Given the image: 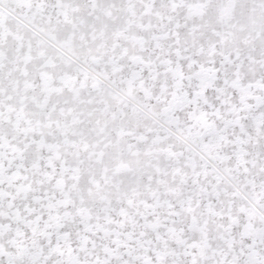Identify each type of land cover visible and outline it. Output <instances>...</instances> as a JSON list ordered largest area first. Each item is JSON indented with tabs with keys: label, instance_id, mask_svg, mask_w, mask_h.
Segmentation results:
<instances>
[{
	"label": "snow or ice",
	"instance_id": "snow-or-ice-1",
	"mask_svg": "<svg viewBox=\"0 0 264 264\" xmlns=\"http://www.w3.org/2000/svg\"><path fill=\"white\" fill-rule=\"evenodd\" d=\"M0 264H264V0H0Z\"/></svg>",
	"mask_w": 264,
	"mask_h": 264
}]
</instances>
